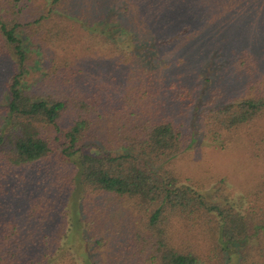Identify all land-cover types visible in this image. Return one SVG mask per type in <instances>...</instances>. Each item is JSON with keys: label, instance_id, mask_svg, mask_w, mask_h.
<instances>
[{"label": "trees", "instance_id": "obj_1", "mask_svg": "<svg viewBox=\"0 0 264 264\" xmlns=\"http://www.w3.org/2000/svg\"><path fill=\"white\" fill-rule=\"evenodd\" d=\"M162 1L0 0V264H78L70 249L49 254L65 236L70 194L98 250L86 255L93 264H264V168L241 211L222 177L180 162L199 134L220 150L252 142L264 119L259 65L232 49L242 93L226 100L223 85H235L223 72L214 89L184 57L162 68L120 40L117 9L136 10L122 28L142 33L155 5L175 9ZM184 3L189 14L226 7Z\"/></svg>", "mask_w": 264, "mask_h": 264}, {"label": "rangeland", "instance_id": "obj_2", "mask_svg": "<svg viewBox=\"0 0 264 264\" xmlns=\"http://www.w3.org/2000/svg\"><path fill=\"white\" fill-rule=\"evenodd\" d=\"M160 1L161 4L163 1ZM183 1L176 0L175 9L167 8L165 10L163 8L158 12L157 9H160L161 6L155 5V14L153 15L155 25L144 24L142 28L146 29L142 33L122 28L125 26L122 22L129 19L133 22L135 18L137 19L136 10L126 16L127 12L117 9L115 11L117 19L122 26L118 27L121 29L120 40L130 46H144L145 52L152 56V62L162 68L171 67L182 59L181 57H184V63L187 65L184 67H190L196 73L203 74L198 78L197 83L203 82L205 76H210L212 80L210 84H214L212 87L214 89L218 87V84L213 80L218 78V72H223L224 80L232 78L228 80L231 81L228 84L235 85L232 89L230 86L223 85L224 91L230 95L223 93L222 96L226 97V100L232 99L231 97L237 95L239 91L242 93L240 80L243 78L238 77L237 74L232 75L234 72L231 71V67L228 69V64L232 62V49L238 52V56H243L242 53H252L253 60L256 61L260 69L257 76L264 82V0H225V8H221L222 3L217 5L220 3L218 1L214 5V10L200 12L195 8V11L191 10V14H189L190 8L184 6L186 0ZM164 3L167 4L168 1H164ZM68 6L71 5L68 4ZM87 14L90 17L96 15L93 9ZM117 19L112 24L117 22ZM97 23L99 22L95 24ZM135 29L139 28L135 27ZM176 29L180 30L177 35H175ZM22 37H24L26 47L35 50L38 54L37 68L43 67L44 62L41 61L39 49L33 46L28 36L22 34ZM6 68V65L0 63V80L1 76H4ZM221 100L223 99H220L219 102H222ZM191 108L192 105L188 112ZM252 131L254 132L253 139L251 136L252 142L247 143L236 139L227 143L221 150L217 148L220 145L214 146V143L199 134L189 151V153L191 152L190 156L188 154L180 161L191 175L198 176L207 170V174L213 176L214 181L217 176L222 177L231 192L230 203L241 211L248 206L247 192H249L250 186L256 182L264 168V161H262L264 158V119L254 126ZM250 134L252 135V132ZM94 149V146L88 148L93 152ZM211 191L210 189L209 192ZM78 202V195L70 194L68 196V201L60 212L65 236L58 241L60 248L57 249V252L53 251L49 254L54 256L63 249H70L78 264H93L89 261L90 259L87 260L86 255L89 254L92 259L98 250L96 244L87 237L86 230L83 228V217L80 216L77 219ZM58 227L60 225H57ZM233 250L237 252L238 247H233ZM233 258L235 259L234 256Z\"/></svg>", "mask_w": 264, "mask_h": 264}]
</instances>
